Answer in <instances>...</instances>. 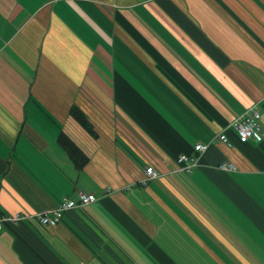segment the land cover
Wrapping results in <instances>:
<instances>
[{"label": "crops", "instance_id": "obj_1", "mask_svg": "<svg viewBox=\"0 0 264 264\" xmlns=\"http://www.w3.org/2000/svg\"><path fill=\"white\" fill-rule=\"evenodd\" d=\"M81 192L56 227L7 226L0 264H264V0H0V215Z\"/></svg>", "mask_w": 264, "mask_h": 264}, {"label": "built area", "instance_id": "obj_2", "mask_svg": "<svg viewBox=\"0 0 264 264\" xmlns=\"http://www.w3.org/2000/svg\"><path fill=\"white\" fill-rule=\"evenodd\" d=\"M234 129L237 133L238 139L242 144H247L253 139L263 140V125H262V112L261 108L254 106L249 109L245 114L237 117L233 122ZM220 140L224 143H228V139L225 135L220 136ZM208 145L198 144L195 146L194 155H181L177 160L179 170L185 172H192L194 168L199 165V158L203 155ZM197 158V159H195ZM221 169L224 171H234L235 165L232 163H224L221 165ZM147 180H152L158 177V173L153 167L146 168ZM98 199L92 194H85L81 192L78 200H72L69 198L63 199L58 207L52 211H46L37 214H24L17 213L14 215H0V234L10 225H19L20 223L36 220L43 227H56L58 226L67 212L78 209L81 207L93 204Z\"/></svg>", "mask_w": 264, "mask_h": 264}, {"label": "trees", "instance_id": "obj_3", "mask_svg": "<svg viewBox=\"0 0 264 264\" xmlns=\"http://www.w3.org/2000/svg\"><path fill=\"white\" fill-rule=\"evenodd\" d=\"M71 116L93 137L97 138L94 128L89 123L85 114L78 107H72ZM59 143L78 170H82L88 164L89 158L66 134L62 133L60 135Z\"/></svg>", "mask_w": 264, "mask_h": 264}]
</instances>
